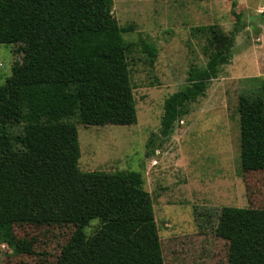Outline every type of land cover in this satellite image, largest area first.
Here are the masks:
<instances>
[{
  "label": "rangeland",
  "instance_id": "374dc122",
  "mask_svg": "<svg viewBox=\"0 0 264 264\" xmlns=\"http://www.w3.org/2000/svg\"><path fill=\"white\" fill-rule=\"evenodd\" d=\"M112 4L118 25L129 28L122 38L129 46L136 121L130 126H88L79 121L78 111L68 121L77 131L79 171L139 173L152 221L111 230L100 220L82 229L0 225V264H132L137 256L126 237L157 239L162 264H227L228 242L214 234L220 209L264 210V149L250 156L258 167L252 171L244 155L250 142L264 145V0ZM233 10L240 14L238 21ZM210 25L225 35L235 34L230 61L217 78L205 82L201 96L176 108L164 135L167 100L195 85L189 82L190 70L206 67L216 51L210 44L219 47V36L212 40L198 30ZM16 49L0 45V87L22 60ZM42 86L39 91L53 89ZM24 128V123H15L7 129ZM7 138L0 132V149L9 145ZM97 241L103 251L98 245L90 254Z\"/></svg>",
  "mask_w": 264,
  "mask_h": 264
},
{
  "label": "trees",
  "instance_id": "16d2710c",
  "mask_svg": "<svg viewBox=\"0 0 264 264\" xmlns=\"http://www.w3.org/2000/svg\"><path fill=\"white\" fill-rule=\"evenodd\" d=\"M112 6V0H0V45L17 46L22 55L0 87V132L10 141L0 149V225L82 229L100 220L111 230L152 221L139 173L79 171L77 131L68 121L75 115L88 126L136 121L129 46L122 38L129 28L118 25ZM231 12L238 21L240 14ZM198 30L212 40L219 36V47L210 44L216 51L206 67L190 70L189 82L195 85L167 100L164 135L176 108L201 96L205 82L217 78L231 58L234 33L225 35L215 25ZM42 85L53 89L39 91ZM15 123H24L23 131L7 129ZM260 148L264 145L254 142L246 146L248 171L258 169L250 156ZM214 234L228 242L227 264H264L263 209L221 208ZM124 240L136 252L132 264H162L157 239ZM97 242L90 254L98 245L103 251Z\"/></svg>",
  "mask_w": 264,
  "mask_h": 264
}]
</instances>
